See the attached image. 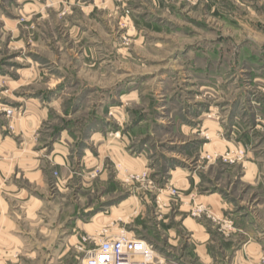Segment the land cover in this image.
Segmentation results:
<instances>
[{
  "label": "rangeland",
  "instance_id": "1",
  "mask_svg": "<svg viewBox=\"0 0 264 264\" xmlns=\"http://www.w3.org/2000/svg\"><path fill=\"white\" fill-rule=\"evenodd\" d=\"M106 230L264 264V0H0V264Z\"/></svg>",
  "mask_w": 264,
  "mask_h": 264
},
{
  "label": "built area",
  "instance_id": "2",
  "mask_svg": "<svg viewBox=\"0 0 264 264\" xmlns=\"http://www.w3.org/2000/svg\"><path fill=\"white\" fill-rule=\"evenodd\" d=\"M83 264H156L154 251L142 238L126 232L112 234L106 230L97 246L88 251Z\"/></svg>",
  "mask_w": 264,
  "mask_h": 264
},
{
  "label": "crops",
  "instance_id": "3",
  "mask_svg": "<svg viewBox=\"0 0 264 264\" xmlns=\"http://www.w3.org/2000/svg\"><path fill=\"white\" fill-rule=\"evenodd\" d=\"M63 137H64V132H62V139H63ZM62 139L59 138L55 144H58L59 141H63ZM64 143H65V142H64ZM3 163H4V162H3ZM5 173H6V172L4 171L3 174H5ZM5 242H7V240H6V241H3V243H5ZM18 243H19V242H18ZM10 245H11V244H9V245H3V250H4V253H3V259H4V260H11L12 256H14V258L16 257L17 259H21V258H23V257H25V256L36 257V255H37V252H34V251H33V252H30V253H26V252H22L21 249H19V248H18V249L16 248V251H13V252H12ZM15 245H16V244H15ZM244 245H245V244H244ZM6 246H7V248H6ZM245 246H246V245H245ZM245 246H243L242 249H244ZM0 248H1V246H0Z\"/></svg>",
  "mask_w": 264,
  "mask_h": 264
}]
</instances>
